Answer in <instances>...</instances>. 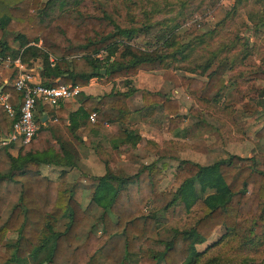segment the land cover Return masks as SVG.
<instances>
[{
	"label": "trees",
	"instance_id": "16d2710c",
	"mask_svg": "<svg viewBox=\"0 0 264 264\" xmlns=\"http://www.w3.org/2000/svg\"><path fill=\"white\" fill-rule=\"evenodd\" d=\"M253 1L258 5L262 2L264 8V0ZM68 2L0 0L2 37L12 36L17 46H25L21 59L27 66L31 60L40 59L38 71L46 79L44 85L83 87L93 77L106 83L133 75L139 64L154 60L126 46L119 60H105L100 65L93 55L104 49L113 56L118 41H129L134 32L98 15L96 0H71L70 6ZM54 4L58 14L44 21L46 9ZM37 43L46 52L41 53L33 45ZM10 50L1 41L0 55H13ZM127 55L130 57L123 61ZM155 58L161 60L164 56ZM222 71L219 65L205 80L182 77L180 85L198 99L214 101L224 87ZM252 77L262 79L264 73H253ZM4 91L17 115L20 93L11 85ZM126 95L118 91L100 96L80 94L78 99L88 104L87 109L79 107L68 112L67 117L71 123L78 116L88 121L93 112L95 128L107 122L116 128L120 144H134L137 136L125 129L129 116ZM141 101L146 116L160 106L166 115L167 132H178L183 118L176 99L142 91ZM246 107L248 112L254 110ZM13 121L0 106V135L10 132ZM50 134L49 129L40 127L30 143L19 146L16 157L8 152L10 145L0 146V264H27L28 260L33 264H129L130 254L138 256L139 264H190L201 255L195 246L205 242L214 228L247 230L264 215V167L254 156L238 155L209 164L182 160L174 174L176 188L168 191L158 190L155 176L159 170L155 165L139 166L127 177L105 172L81 209L71 196L66 171H61L55 180L39 171L42 164L74 165L61 145L58 149L64 156L49 152ZM255 137H264V121ZM146 201L153 207L144 211ZM169 207L170 219L154 215ZM160 223L170 224V239L159 238ZM7 233L16 234L14 244H2Z\"/></svg>",
	"mask_w": 264,
	"mask_h": 264
},
{
	"label": "rangeland",
	"instance_id": "374dc122",
	"mask_svg": "<svg viewBox=\"0 0 264 264\" xmlns=\"http://www.w3.org/2000/svg\"><path fill=\"white\" fill-rule=\"evenodd\" d=\"M66 1L70 6L71 0ZM96 4L98 15L134 32L129 41H118L113 56L100 49L110 61L119 60L126 46L133 53H146L154 60L139 64L135 74L106 82L110 86L105 90L94 89L93 93L98 96L105 91L127 93L125 103L129 116L132 113L146 120L151 118L156 126L147 129L132 125L130 128L127 121L126 131L132 135L133 131H141L151 136L154 148L144 151L130 142L118 144L120 149L113 148L116 151L106 145L89 147L87 157L77 155L85 171L96 175L108 166L110 172L127 177L139 166L155 165L159 170L155 176L156 186L159 191H168L176 188L174 174L182 160L209 164L230 155L254 156L264 167V137H255L264 121V77H252L253 73H264L262 2L258 5L253 0H96ZM58 12L57 4L46 9L44 21ZM39 17L42 18L41 13ZM1 41L10 49H14L11 46L19 48L12 36L3 38L0 31ZM40 51L45 49L40 47ZM156 56H164V59L157 60ZM129 57L122 59L126 61ZM219 65L223 66L224 87L214 101L198 99L181 87L182 77L205 80ZM142 91L176 99L183 119L175 135L170 133L162 138V131H167L166 115L160 106H155L153 113L146 116ZM246 105L254 110L248 112ZM103 125L111 126L109 136L120 138L111 124L104 122ZM81 159L85 162L81 163ZM88 181H92V177ZM152 207L153 204L146 201L142 208L147 211ZM171 213L172 207H169L154 215L170 219ZM157 231L161 240L172 236L170 224H157ZM195 249L201 255L190 264H264V215L243 231L218 226ZM137 257L130 254L129 264H139Z\"/></svg>",
	"mask_w": 264,
	"mask_h": 264
},
{
	"label": "crops",
	"instance_id": "0c3cea01",
	"mask_svg": "<svg viewBox=\"0 0 264 264\" xmlns=\"http://www.w3.org/2000/svg\"><path fill=\"white\" fill-rule=\"evenodd\" d=\"M8 47V46H7ZM19 47V46H18ZM9 48V47H8ZM14 49L13 52L16 51L17 47H12ZM28 67L32 69L33 73V81L44 83L46 81L45 78L40 77L38 64V59L31 60L29 62ZM12 77V71L10 69H0V92H5V86L10 85ZM101 79L98 77L91 78L86 86L81 87V95L84 96H93L95 90H105L109 83H103L100 81ZM103 83V84H102ZM110 86V85H109ZM108 91H105L107 93ZM98 96V95H94ZM100 96V95H99ZM81 99H73L61 102L57 107H50L47 105L37 104L34 110L35 121L38 125V129L40 127L47 128L50 130L49 137L51 138V146H49L48 150L50 153H55L58 156H64L63 152H60L58 149V144L63 147L66 151L65 153L68 156H71L74 165L72 166H54L53 164H42L39 166V171L43 176H46L50 180H55L61 171H66V181L68 183L71 196L73 200L77 203V205L83 209L88 204L92 194L94 186L97 183V179L99 176L103 175L105 172H110L108 166H104V169L101 173L96 175H90L89 171H85L83 166L79 165V161H77V155H83V157H87L90 148H94L97 145H106L108 149L112 151H116L113 148L118 146L120 149V139L109 136V130H111V126H104L103 123L100 127H94L92 125L93 122L88 121L80 116L75 117L73 122L69 120L67 117L68 112H75L79 107L87 109L88 104L82 103ZM68 105V106H66ZM89 116V115H88ZM128 125L131 126H142L143 128L153 129L154 122L150 119L143 117H135L134 114H130ZM156 129V128H155ZM164 134L162 138H167L170 133L166 130L162 131ZM134 136H137L138 140L132 145L133 147L142 148L144 151L148 150L149 147L151 149L154 146L150 143L152 140L151 136L145 135L141 133V131L134 132ZM138 142V143H137ZM40 143V141H39ZM8 146V145H7ZM90 147V148H89ZM129 147V146H128ZM8 152L11 156L16 157L18 153L19 146L18 145H10ZM99 149V147H98ZM61 162H64L61 160ZM85 160L81 159V163H84ZM88 162V161H87ZM106 168L108 171H106ZM93 173V172H91ZM112 173V172H111ZM114 174V173H113ZM116 175V174H115ZM89 177H92V181H88ZM16 242V234L15 233H7L5 235L4 240L2 241L3 245H11ZM8 264H16L14 262H10ZM27 264H33L32 261L27 262Z\"/></svg>",
	"mask_w": 264,
	"mask_h": 264
},
{
	"label": "built area",
	"instance_id": "2783aa9c",
	"mask_svg": "<svg viewBox=\"0 0 264 264\" xmlns=\"http://www.w3.org/2000/svg\"><path fill=\"white\" fill-rule=\"evenodd\" d=\"M40 48L39 43L33 44ZM25 46H19L13 55H0V69H10L12 77L10 85L15 91L20 93V104L15 110L8 103V94L0 92V106L7 116L13 119L10 132L0 135V146L18 145L24 146L36 136L38 125L35 121L34 110L37 104L57 107L61 102L77 99L81 93V87L59 84L56 86H46L43 83L33 81V71L21 59V52ZM105 51L100 50L93 57L103 65L110 61L106 57ZM48 60L52 63L53 58L48 55ZM94 122L95 113L88 116Z\"/></svg>",
	"mask_w": 264,
	"mask_h": 264
},
{
	"label": "water",
	"instance_id": "95a60500",
	"mask_svg": "<svg viewBox=\"0 0 264 264\" xmlns=\"http://www.w3.org/2000/svg\"><path fill=\"white\" fill-rule=\"evenodd\" d=\"M99 72H100L101 74H103V73H104V70H103V69H100Z\"/></svg>",
	"mask_w": 264,
	"mask_h": 264
}]
</instances>
